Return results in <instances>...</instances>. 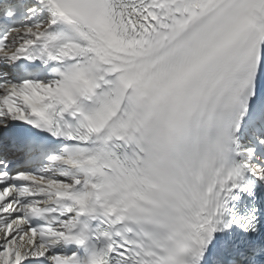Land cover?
<instances>
[{"label":"snow or ice","instance_id":"snow-or-ice-1","mask_svg":"<svg viewBox=\"0 0 264 264\" xmlns=\"http://www.w3.org/2000/svg\"><path fill=\"white\" fill-rule=\"evenodd\" d=\"M0 264H264V0H0Z\"/></svg>","mask_w":264,"mask_h":264}]
</instances>
